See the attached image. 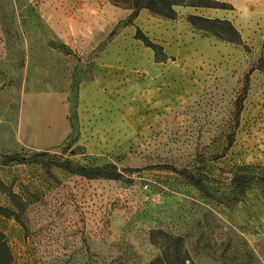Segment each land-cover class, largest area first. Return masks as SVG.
Returning a JSON list of instances; mask_svg holds the SVG:
<instances>
[{
  "label": "rangeland",
  "instance_id": "obj_1",
  "mask_svg": "<svg viewBox=\"0 0 264 264\" xmlns=\"http://www.w3.org/2000/svg\"><path fill=\"white\" fill-rule=\"evenodd\" d=\"M219 1L232 9L178 5L171 19L144 8L103 46L129 8L0 0V161L46 151L122 173L90 178L33 158L0 165L13 264H151L152 229L183 236L197 264H264V0ZM189 14L230 20L242 42ZM160 164L194 172L216 199L178 172L147 168ZM240 174L250 176L243 189Z\"/></svg>",
  "mask_w": 264,
  "mask_h": 264
},
{
  "label": "trees",
  "instance_id": "obj_2",
  "mask_svg": "<svg viewBox=\"0 0 264 264\" xmlns=\"http://www.w3.org/2000/svg\"><path fill=\"white\" fill-rule=\"evenodd\" d=\"M115 2L118 5H123L131 10V13L127 16L126 19L121 20L118 24L112 29L110 34L107 37V41L103 43L107 45L114 36L118 34V32L122 28H126L129 25H134L135 20L138 18L141 10L146 8L150 12L155 15L164 16L167 18H176L177 11L176 6H193L197 8L207 7V8H222V9H232V5L227 4L225 2H221L219 0H110ZM189 20L191 23L201 29H209L212 30L216 36L231 42L240 44L242 42L241 34L239 30L236 28L233 23L228 19L222 18H210L206 16H200L195 14H189ZM136 38L143 41L145 45L151 47L155 53L164 54V47L160 44H155L150 38L147 36L141 28L136 26ZM65 48L68 47L67 44L63 45ZM256 68H251L250 72L246 74L245 85L242 88L243 92L240 93L236 99V116L238 117L243 110V101L248 93L247 87L249 84L251 71ZM238 122V121H237ZM234 143V138H232L229 142V147ZM33 159L38 160L39 162H47L57 164L66 169H73L76 172L80 173L83 176L87 177H108L112 179L120 178L122 175L121 171L118 170L117 166L113 164L101 165L100 167H92V168H84L81 166H76L72 159H62L57 155H53L49 152L42 151L34 154ZM29 157H25L24 155L15 152L11 155H2L0 165L8 166L16 165V164H25L30 160ZM147 168L150 169H162L167 168L171 169L174 172H178L188 183L192 186L194 185L205 197L216 199L215 194L211 188V186L203 179L198 177L194 172L192 173L189 169H181L175 167L172 164H160V165H149ZM144 168V169H147ZM133 169V168H131ZM128 169V170H131ZM140 169V168H138ZM250 179V176L247 174H240L234 178L235 187L237 189H243ZM9 210L3 206H0V213L6 215ZM151 232V240L153 244L157 245L160 248V253L154 257L151 261V264H197L194 260H192L188 250L186 249V245H184L183 236H176L170 233L167 230L162 229H152ZM0 264H13L12 252L7 244V238L0 230Z\"/></svg>",
  "mask_w": 264,
  "mask_h": 264
},
{
  "label": "crops",
  "instance_id": "obj_3",
  "mask_svg": "<svg viewBox=\"0 0 264 264\" xmlns=\"http://www.w3.org/2000/svg\"><path fill=\"white\" fill-rule=\"evenodd\" d=\"M216 11L219 12V13H225L226 10L222 9V8H218V9H216Z\"/></svg>",
  "mask_w": 264,
  "mask_h": 264
}]
</instances>
